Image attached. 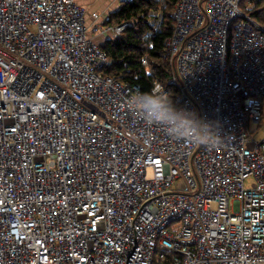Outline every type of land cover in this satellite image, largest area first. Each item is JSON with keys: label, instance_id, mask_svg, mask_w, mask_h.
Here are the masks:
<instances>
[{"label": "built area", "instance_id": "obj_1", "mask_svg": "<svg viewBox=\"0 0 264 264\" xmlns=\"http://www.w3.org/2000/svg\"><path fill=\"white\" fill-rule=\"evenodd\" d=\"M244 1H177L172 88L152 94L195 114L176 136L102 73L96 38L134 20L88 28L74 0H0V264H264V27Z\"/></svg>", "mask_w": 264, "mask_h": 264}, {"label": "trees", "instance_id": "obj_2", "mask_svg": "<svg viewBox=\"0 0 264 264\" xmlns=\"http://www.w3.org/2000/svg\"><path fill=\"white\" fill-rule=\"evenodd\" d=\"M177 1L167 0L161 31L153 34L149 41H145V37L152 29L148 23L149 14L158 9L156 0H135L122 5L118 12L112 14L106 22L108 25H119L130 20H134L135 25L127 29L121 37L101 43V48L112 61L102 73L121 77L124 81L139 86L142 93L151 95L155 82L164 88H172L169 85L172 70L166 42L175 28L173 12ZM247 12L264 27V0H254ZM144 60H147L148 65L143 64ZM150 71L154 74L151 75ZM172 93H176L175 89Z\"/></svg>", "mask_w": 264, "mask_h": 264}, {"label": "clouds", "instance_id": "obj_3", "mask_svg": "<svg viewBox=\"0 0 264 264\" xmlns=\"http://www.w3.org/2000/svg\"><path fill=\"white\" fill-rule=\"evenodd\" d=\"M158 102L161 105L160 108L154 106L151 93H138L130 100L146 124L161 126L170 135L181 136L185 128L198 122L195 114L178 107L171 95H161Z\"/></svg>", "mask_w": 264, "mask_h": 264}, {"label": "crops", "instance_id": "obj_4", "mask_svg": "<svg viewBox=\"0 0 264 264\" xmlns=\"http://www.w3.org/2000/svg\"><path fill=\"white\" fill-rule=\"evenodd\" d=\"M81 6H83L88 14H90V17L94 13H97L101 15L104 20L108 19L109 17L118 12L122 5H120L116 0H74ZM103 42V41H102ZM101 42V43H102Z\"/></svg>", "mask_w": 264, "mask_h": 264}, {"label": "rangeland", "instance_id": "obj_5", "mask_svg": "<svg viewBox=\"0 0 264 264\" xmlns=\"http://www.w3.org/2000/svg\"><path fill=\"white\" fill-rule=\"evenodd\" d=\"M247 5H248L247 1H244L243 4H242V6H241L242 9H244L245 11H247L249 9V7ZM86 22H87V27L90 28V25L92 23L90 14L87 15ZM105 38L106 37H99L98 36L96 38V42L101 43L102 41L105 40ZM260 129L261 130H264V111H263V118H262V121H261V124H260ZM148 176L149 177L152 176V172L151 171L148 172ZM246 185L249 186L250 185V182H247Z\"/></svg>", "mask_w": 264, "mask_h": 264}]
</instances>
